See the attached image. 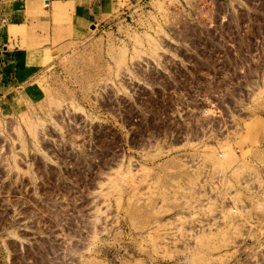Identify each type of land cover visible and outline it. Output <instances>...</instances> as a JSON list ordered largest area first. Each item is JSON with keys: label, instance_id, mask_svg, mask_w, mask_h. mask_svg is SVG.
<instances>
[{"label": "rangeland", "instance_id": "374dc122", "mask_svg": "<svg viewBox=\"0 0 264 264\" xmlns=\"http://www.w3.org/2000/svg\"><path fill=\"white\" fill-rule=\"evenodd\" d=\"M121 12L0 105V264H264V0Z\"/></svg>", "mask_w": 264, "mask_h": 264}, {"label": "crops", "instance_id": "0c3cea01", "mask_svg": "<svg viewBox=\"0 0 264 264\" xmlns=\"http://www.w3.org/2000/svg\"><path fill=\"white\" fill-rule=\"evenodd\" d=\"M123 1L0 0V105L7 107L33 93L40 95L37 79L44 73L46 65L40 64L47 51L77 40V36L86 37L101 23L119 18L124 14ZM132 1L141 4L147 0ZM55 38L60 42L53 45Z\"/></svg>", "mask_w": 264, "mask_h": 264}]
</instances>
